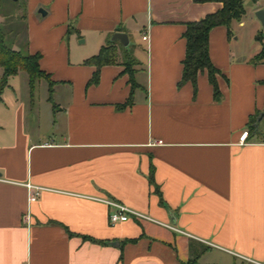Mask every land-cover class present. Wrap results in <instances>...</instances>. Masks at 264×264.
Masks as SVG:
<instances>
[{
  "label": "crops",
  "instance_id": "obj_1",
  "mask_svg": "<svg viewBox=\"0 0 264 264\" xmlns=\"http://www.w3.org/2000/svg\"><path fill=\"white\" fill-rule=\"evenodd\" d=\"M22 2L12 19L24 52L40 55L53 85L49 100L40 80L37 99L20 72L1 96L0 264H185L190 243L207 248L201 264H264V64L250 63L264 0H244L230 38L222 26L209 33L217 101L206 71L195 89L178 83L185 24L221 3ZM109 42L117 62L88 84L95 68L84 62ZM125 54L136 61L133 87ZM29 186L40 190L33 202ZM107 201L145 218L111 224Z\"/></svg>",
  "mask_w": 264,
  "mask_h": 264
},
{
  "label": "trees",
  "instance_id": "obj_2",
  "mask_svg": "<svg viewBox=\"0 0 264 264\" xmlns=\"http://www.w3.org/2000/svg\"><path fill=\"white\" fill-rule=\"evenodd\" d=\"M252 1L255 2V0ZM10 2L15 3L13 0H10ZM193 2L199 4L219 2L222 4V8L213 14L206 15L199 21L185 24V31L183 33L186 44L185 56L182 61V75L178 86L190 82L195 89L198 73L206 71L208 80L213 88V98L217 101L220 99V93L216 82V76L219 74V71L210 61L208 50L209 33L213 28L222 26L227 29V35L228 38H230L232 36V23L240 22L245 15L244 0H193ZM0 16L5 19L3 23L0 22V69L2 70V75L0 77V101L3 91L8 87L9 78L20 72L27 75L28 86L31 93H33L36 84L40 80H45L49 87L50 100L53 83L50 81L49 75L43 72L39 67L40 55H31L24 52L23 48L26 45V36L24 35L22 23H15L13 19H7V17L2 16L1 13ZM6 21L9 23L7 24ZM18 39L23 41L19 46L21 48L20 50L14 48V45L20 41ZM258 42L261 45V49L259 53L250 60L252 65L264 64V31L258 33ZM117 59L118 48L115 42H109L106 46L101 47L96 55L87 59L84 63L95 68L88 84H96L98 82L100 69L104 66L115 64ZM122 62L124 65V73L128 74L129 82L133 87L134 70L132 67L136 64V61L125 54ZM129 103L130 100L128 99L122 106L128 105ZM250 122L251 125L248 131L253 129L252 124L255 122V118H251ZM247 134H249V132H247ZM129 242H135V240ZM206 250V247H201L198 251L194 249L193 244L190 243L191 257L185 264H201L198 259Z\"/></svg>",
  "mask_w": 264,
  "mask_h": 264
},
{
  "label": "built area",
  "instance_id": "obj_3",
  "mask_svg": "<svg viewBox=\"0 0 264 264\" xmlns=\"http://www.w3.org/2000/svg\"><path fill=\"white\" fill-rule=\"evenodd\" d=\"M142 40L145 41L146 36H143ZM246 137H247V132L246 131L242 132L238 138L239 142L243 144L246 141ZM29 188H30V192L28 194V202H33L38 197L40 190L39 188L36 187L34 188L31 186H29ZM106 203L108 204V206H110V208H112V211L108 216L109 222L111 224H116L118 222H125L129 219L131 215L138 218H143V219L145 218L144 216H141L140 214L133 212L130 209L115 202L107 201Z\"/></svg>",
  "mask_w": 264,
  "mask_h": 264
},
{
  "label": "rangeland",
  "instance_id": "obj_4",
  "mask_svg": "<svg viewBox=\"0 0 264 264\" xmlns=\"http://www.w3.org/2000/svg\"><path fill=\"white\" fill-rule=\"evenodd\" d=\"M0 4H1V7H0V13H1V15L4 16V17H7V19L8 18L9 19H12L13 16H14V14H15V12H17V11L20 10L23 2H22V0H19V1L15 2V3H11L10 0H1V3ZM4 21H5V19L0 16V22L3 23ZM6 23L8 24L9 22L6 21ZM238 32L242 36H248V35L251 34V29H250V27L247 24L244 28L239 29ZM132 69H133V67H132ZM41 82H43L44 84H46L45 81H41ZM44 91H45V88L38 87L37 86L36 87V91H35V98H37V99L39 97L43 98L44 97V93H45Z\"/></svg>",
  "mask_w": 264,
  "mask_h": 264
},
{
  "label": "water",
  "instance_id": "obj_5",
  "mask_svg": "<svg viewBox=\"0 0 264 264\" xmlns=\"http://www.w3.org/2000/svg\"><path fill=\"white\" fill-rule=\"evenodd\" d=\"M13 1L16 2L17 0H13ZM39 13H41L42 15L45 14L43 10H39ZM255 17L260 22L261 27L264 31V11L257 10L255 12ZM111 41H119L123 47H126L128 45V36L124 33H114L111 37Z\"/></svg>",
  "mask_w": 264,
  "mask_h": 264
}]
</instances>
